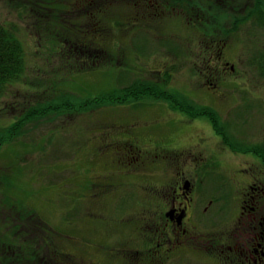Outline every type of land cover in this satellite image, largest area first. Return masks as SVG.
I'll return each mask as SVG.
<instances>
[{"label":"rangeland","instance_id":"1","mask_svg":"<svg viewBox=\"0 0 264 264\" xmlns=\"http://www.w3.org/2000/svg\"><path fill=\"white\" fill-rule=\"evenodd\" d=\"M33 1L0 0V25L24 47V71L0 94V130L16 123L22 128L0 147V241L10 239L12 227L23 222L31 226V244L36 242L42 252L37 264H55L51 259L60 264H123L116 259L130 231L127 220L139 210L138 183L128 179L126 186H109V198L97 204L93 190L103 189L100 174L116 158L110 140L129 137H136L143 149L167 143L181 148L194 133H204L195 139L216 161L198 184L202 221L219 225L233 220L243 186L249 178L264 177V28L258 21L239 27L226 51L235 70L223 72L226 82L220 92L226 97L221 100L201 86L200 49L178 47L182 39L177 31L153 34L144 23L145 30L134 32L129 44V32L111 29L110 39L102 42L109 53L105 56L87 33L84 47L68 43L73 36L68 34L64 2L69 0H51L50 8L46 0H37L44 6L38 10ZM121 1L125 5L105 7L98 16L101 25L105 13L108 26L125 19L128 0ZM90 21L88 14V30ZM138 82L155 83L153 92L178 94L206 111L195 115L189 108V113L149 91L125 103L97 102L139 87ZM92 217L100 218V224ZM40 238L48 245L45 254ZM25 248L16 244L14 252L21 254ZM163 264L182 263L173 259Z\"/></svg>","mask_w":264,"mask_h":264},{"label":"flooded vegetation","instance_id":"2","mask_svg":"<svg viewBox=\"0 0 264 264\" xmlns=\"http://www.w3.org/2000/svg\"><path fill=\"white\" fill-rule=\"evenodd\" d=\"M46 3L48 8L52 6L51 0ZM64 4L70 18L67 20L68 34L73 36L68 40L71 47H84L86 33L98 46L102 40L98 16L105 11L102 0H69ZM109 4L125 5L121 0H110L107 6ZM33 5L36 10L44 8L37 0ZM127 10L125 19L116 26L129 32V44L135 30L144 29V23L155 31H177L176 37L182 39L178 40V47L200 49L197 53L203 58L200 60L203 67L198 69L203 76L201 86L208 89L210 96L221 100L226 97L220 92L226 82L223 72L235 70L227 61L226 51L236 40V30L240 27V31L254 19L261 29L264 28V0H128ZM88 14L91 17L89 30ZM262 59L264 62V56ZM203 134L201 131L194 133L190 142L185 141L181 148L167 143L161 148L143 149L136 137L110 140V145L116 147L115 162L112 159L111 169L100 174L103 189L94 186V196H98L94 202L109 198L107 193L112 191L109 186H126L128 179L139 186L136 200L139 210L127 220L130 231L125 245L119 249L121 254L117 261L163 264L174 259L182 264H202L199 258L202 257L207 264H264V177L249 178L243 186L239 213L233 220H222L219 225L202 221V195L198 184L205 170L211 169L216 161L195 139ZM169 140L172 141V137ZM128 166L133 168L127 169ZM164 169L171 171L163 173ZM158 174L161 175L159 183L156 181ZM92 220L93 223L101 222L96 217ZM193 255L198 258L192 259Z\"/></svg>","mask_w":264,"mask_h":264},{"label":"trees","instance_id":"3","mask_svg":"<svg viewBox=\"0 0 264 264\" xmlns=\"http://www.w3.org/2000/svg\"><path fill=\"white\" fill-rule=\"evenodd\" d=\"M110 2V0H103V6L105 10V6ZM105 10L104 12H106ZM255 18V17H254ZM99 23L101 24L100 18ZM110 21H108L106 13L102 15V25H100L101 28V39L98 43L99 46H97L99 49L102 47V43L105 40H109L111 36V32L115 29H120L118 26H114L113 22L110 26H108ZM117 23V22H116ZM112 29V31H111ZM143 28H138L135 30V33H141ZM154 28L151 27V33L155 34ZM149 31V30H148ZM95 34H93L94 36ZM124 37H127L126 35H123ZM101 54L109 55L106 48H101ZM232 64V63H231ZM234 66V65H233ZM264 70V66H263ZM24 71V47L22 45V42L20 39L9 29L6 27L0 25V94H2L5 90L6 84H10L9 82H12L16 78H19ZM137 86L139 87H128L123 89L122 95H108L105 97H102L99 99V103H105L107 101L116 102V103H125L130 98L138 99L140 96V91H144L147 93L149 91L154 98L157 99H165L168 102L172 103L175 106L182 107L187 112H189V108H193L195 111H192L193 114H200L206 111L205 108H201L200 110L196 109L193 105H189L186 103V101L179 96L178 94L174 93H167L164 91H159L158 93H155L152 91L153 88H158L157 84H147L138 82ZM140 87H143L142 90H140ZM96 102V101H94ZM190 113V112H189ZM18 124L16 123L14 126H12L9 129L0 130V147L6 142L11 140L13 137L17 136L21 129L18 128ZM18 128V129H16ZM16 129V130H14ZM2 219H0V223H2ZM12 223H15L12 221ZM10 239L4 240L2 237L0 241V263H7L11 264H37L39 262V257L41 256L42 252L41 250L35 246L36 242H33L31 244L30 238L33 236L32 229L30 225H26L23 222L19 224H15L12 227V231L10 232ZM29 235V236H28ZM28 236V237H26ZM39 239V238H38ZM43 247L42 251L43 253H47L48 245L44 244L43 238H40ZM24 244L26 247L24 251L22 250L21 254H18L14 252V248L16 247V244ZM61 251L60 249H58ZM63 258L65 259V263L67 262V259L65 258L64 254ZM55 264H60L59 262H56L54 259H51ZM50 260V261H51ZM47 264H51V262L46 261ZM71 264H73L71 262Z\"/></svg>","mask_w":264,"mask_h":264}]
</instances>
